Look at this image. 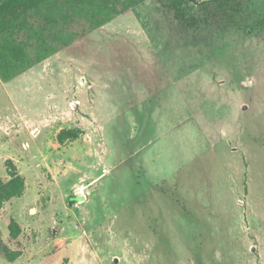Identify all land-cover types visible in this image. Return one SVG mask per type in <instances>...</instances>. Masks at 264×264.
Returning a JSON list of instances; mask_svg holds the SVG:
<instances>
[{
    "label": "rangeland",
    "instance_id": "obj_1",
    "mask_svg": "<svg viewBox=\"0 0 264 264\" xmlns=\"http://www.w3.org/2000/svg\"><path fill=\"white\" fill-rule=\"evenodd\" d=\"M187 15L147 0L0 80V181L26 184L0 264H264V0Z\"/></svg>",
    "mask_w": 264,
    "mask_h": 264
},
{
    "label": "trees",
    "instance_id": "obj_2",
    "mask_svg": "<svg viewBox=\"0 0 264 264\" xmlns=\"http://www.w3.org/2000/svg\"><path fill=\"white\" fill-rule=\"evenodd\" d=\"M147 0H0V80L9 83L75 42L110 23ZM183 22L187 7L197 0H167ZM190 9V8H189ZM190 13V12H189ZM195 22L192 19V23ZM78 138L74 130H62L60 143ZM8 182L0 181V212L6 202L24 195L26 184L13 163ZM10 236L17 239L21 227L11 220ZM15 260L20 252H8Z\"/></svg>",
    "mask_w": 264,
    "mask_h": 264
}]
</instances>
